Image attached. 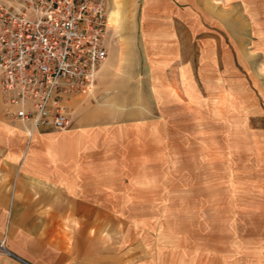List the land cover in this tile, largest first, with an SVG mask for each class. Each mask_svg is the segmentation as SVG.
I'll list each match as a JSON object with an SVG mask.
<instances>
[{
  "label": "crops",
  "instance_id": "0c3cea01",
  "mask_svg": "<svg viewBox=\"0 0 264 264\" xmlns=\"http://www.w3.org/2000/svg\"><path fill=\"white\" fill-rule=\"evenodd\" d=\"M107 4L108 57L94 92L71 100L66 128L30 134L11 119L0 74V264H264L205 258L203 230L182 210L184 190L199 186L173 165L187 137L173 111L190 93L237 76L240 61L251 81L264 76L248 54L260 46L264 64V0Z\"/></svg>",
  "mask_w": 264,
  "mask_h": 264
},
{
  "label": "rangeland",
  "instance_id": "374dc122",
  "mask_svg": "<svg viewBox=\"0 0 264 264\" xmlns=\"http://www.w3.org/2000/svg\"><path fill=\"white\" fill-rule=\"evenodd\" d=\"M116 23V17L109 18V26ZM251 49L252 68L264 70L260 46ZM123 63L125 69L148 68L142 61ZM243 66L238 62L237 76L217 78L214 90L190 93L173 111L186 122L187 135L174 142L173 165L188 170L191 183L199 186L184 190L182 210L190 227L203 230L205 258L221 262L264 260V76L251 81L239 70ZM221 68H228V59Z\"/></svg>",
  "mask_w": 264,
  "mask_h": 264
},
{
  "label": "built area",
  "instance_id": "2783aa9c",
  "mask_svg": "<svg viewBox=\"0 0 264 264\" xmlns=\"http://www.w3.org/2000/svg\"><path fill=\"white\" fill-rule=\"evenodd\" d=\"M107 0L0 4L1 92L7 115L35 130L70 124V102L94 92L108 57ZM3 247V243H0Z\"/></svg>",
  "mask_w": 264,
  "mask_h": 264
}]
</instances>
